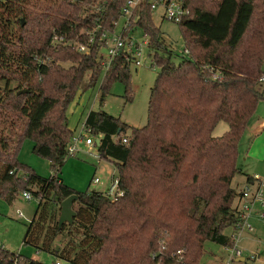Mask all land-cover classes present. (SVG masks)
Listing matches in <instances>:
<instances>
[{
    "label": "trees",
    "instance_id": "1",
    "mask_svg": "<svg viewBox=\"0 0 264 264\" xmlns=\"http://www.w3.org/2000/svg\"><path fill=\"white\" fill-rule=\"evenodd\" d=\"M46 1L34 12L28 0H0L16 25L15 32L9 20L0 25V196L11 201L28 190L37 201L23 244L72 264H199L205 241L232 248L224 229L243 225L232 207V179L242 173L238 145L264 100V0H186L180 52L168 48L146 3L133 10L123 35L146 34L150 66L158 68L146 123L132 127L104 110H90L84 121L99 157L115 166L122 194L114 198L76 192L59 172L73 137L66 111L85 75L88 88L104 74L101 101L116 81L125 102L133 100L132 54L120 52L105 72L99 56L126 0ZM16 121L12 139L4 125ZM219 122L228 129L213 136ZM23 139L49 161V177L18 161ZM72 194V222L59 225L60 203ZM15 257L41 263L0 248V264Z\"/></svg>",
    "mask_w": 264,
    "mask_h": 264
},
{
    "label": "rangeland",
    "instance_id": "2",
    "mask_svg": "<svg viewBox=\"0 0 264 264\" xmlns=\"http://www.w3.org/2000/svg\"><path fill=\"white\" fill-rule=\"evenodd\" d=\"M46 3V0H28L27 8L38 12L45 7ZM12 15V11L0 9V25L5 27L6 24L4 22H8L9 20L10 23H7L9 24L8 31L15 32L16 25L13 23ZM153 21L159 26L168 48L180 52L183 48V36L180 27L171 21L162 19L160 10L153 14ZM134 35H136L137 41L138 33ZM142 58L143 64L141 66H135L133 63L130 64L131 89L133 92V100L131 102H125L124 85L119 81L110 85L108 92H106L105 97L101 101L100 95L102 91H100V85L104 79V74L101 73L95 85L88 88H84L87 75L84 76L83 84L78 88L79 90L66 111L68 125L73 131V136L78 135L80 132L86 115L90 110H104L113 116L119 117L132 127H142L146 123L148 98L158 68L150 66L151 58L148 56V50L145 48L142 49ZM261 104L264 105V102ZM18 123L19 121H16L13 127H10V123L5 124L3 134L15 139L17 132L20 130ZM221 127H227L226 123L220 122L213 136L222 135L224 131ZM82 137L84 139L87 137L91 138L90 146L84 143V139L79 141L76 144L74 155H69L61 166L59 177L66 186L76 192L101 191L113 198L114 193L116 194V186L113 185L116 177L114 164L99 157L97 149L94 146V136L92 134L84 132ZM32 146L31 140L23 139L17 152L18 161L32 169L37 175L44 178L49 177L51 174L49 161L35 154L32 151ZM238 151V166L242 173L236 174L234 176L235 179L233 177L232 180L242 181L246 178L245 174H249L248 169L251 171V167L256 160H264V133L261 137H254L250 140L247 139V135H242ZM23 171L25 170L20 169L17 174L21 175ZM96 177L99 179L98 182H94V178ZM21 191L17 192L11 201L4 196H0V240L4 248L9 252L20 253L26 258H34L43 264H54L55 256L36 251L31 246L23 244V238L29 221L33 217L37 201L34 197L30 200H25L21 195ZM19 211L22 212L23 217L18 216ZM247 221L250 223L251 228L247 229L245 227L244 230L239 232L236 246L241 249L245 257L255 255L264 261V219L251 215ZM232 227L225 228L224 233L228 229H232ZM203 250H206L203 259H212L211 256L216 255L220 260L222 257L230 255V252L226 251L223 246L211 241L203 243ZM59 259L61 264H72L64 259Z\"/></svg>",
    "mask_w": 264,
    "mask_h": 264
},
{
    "label": "built area",
    "instance_id": "3",
    "mask_svg": "<svg viewBox=\"0 0 264 264\" xmlns=\"http://www.w3.org/2000/svg\"><path fill=\"white\" fill-rule=\"evenodd\" d=\"M146 3L152 12V14H155L156 11L160 10L161 18L167 21H171L175 24H178L181 22L183 17L188 13V10L185 6L186 0H126L125 6L122 11L121 20L119 22H116L115 29L107 34H103L101 39L105 42V47L100 50L99 56L103 57V60L101 61V64L103 66V72H105L108 69V66L112 59L117 56L120 52H125L127 55H125V58H128V54H132L129 60L130 64H134L135 66H141L143 64V58H142V49L145 48L148 44V37L146 34L142 33L137 36L136 41V35L134 34H124L123 32H126L129 26L130 17L133 14V10L138 7L140 4ZM53 41L56 42H62L63 36L59 34H54ZM76 46V48L79 51L82 52H88L87 47L84 44H73ZM261 82H264V74L259 78ZM91 134V129L85 127L84 123L82 124L81 130L78 133V135L73 136L72 143L68 146L67 151L70 155H74L76 151V144L84 139L82 137L83 133ZM85 144L91 143V138L87 137L84 140ZM122 141L125 143L127 141L126 137L122 138ZM254 178L261 180V176L255 175ZM99 179L96 177L94 178V182H98ZM113 185L117 187V180L114 179ZM117 195L122 194L121 191L116 192ZM114 193V196L116 195ZM22 197L25 200H30L33 198L32 194L28 190H23L21 192ZM262 190L261 188H258L253 195L250 194V192L246 189L242 192V197L249 198V201L243 204V211L240 213V216L243 218V227H246L247 229H250V224L247 222V218L249 216V213L252 211V205L254 201H258L259 205L262 207L261 211L259 212V217L264 218V200L261 198ZM113 196V198H114ZM18 216L23 217V214L21 211L18 212ZM0 248H4L3 244L0 240ZM229 249V248H228ZM232 252L235 254V256L240 257L241 251L235 247H232ZM16 256V255H15ZM253 256H251V259ZM12 264H19L17 261V258L13 260ZM26 264H29L26 262ZM43 264V263H40ZM54 264H61L60 259L56 258L54 261Z\"/></svg>",
    "mask_w": 264,
    "mask_h": 264
},
{
    "label": "crops",
    "instance_id": "4",
    "mask_svg": "<svg viewBox=\"0 0 264 264\" xmlns=\"http://www.w3.org/2000/svg\"><path fill=\"white\" fill-rule=\"evenodd\" d=\"M262 102H264V100H261L258 103L256 111L253 114V116L250 118V120L248 121L247 126L245 128V131L243 133V135L244 134L247 135L248 140H250L251 138H254V137H259V136L261 137V135L264 133V105L261 104ZM219 123L216 125V127L219 125ZM216 127L214 128L213 133H214ZM221 129H223V131L225 132L228 129V126L227 127H221ZM86 145L90 146L89 144H86ZM260 164H262V165H260ZM248 171H249V174H247V175L252 177L250 180H247L246 174H245L246 178L242 181L232 180V186L237 191V195L233 201L232 207L239 214L243 211V204L249 201V198L242 197V192L244 190L247 189L250 192V194L253 195L258 188H261V190H262L261 198L264 200V160H260V159L256 160L254 162V165H252V167H251V171L249 169H248ZM255 175L261 176L262 179L258 180L256 178H254ZM234 179H235V177H234ZM261 208L262 207L259 205L258 201H254L252 208H251L252 211L249 213V215L250 216L255 215L256 217H259V211ZM250 216H248L247 220H249ZM262 219H264V218H262ZM244 228L245 227H242V228H239V230H238V228L236 229V227L233 226L232 229L230 228L226 232V235L230 236L231 238H234V240H235V244L233 247L239 249L240 251H241V249L236 246V242L239 239V235H238L239 232L244 230ZM3 247H4V245H3ZM224 249L226 251L230 252V255L228 257H222L219 260L218 256L213 255V256H211L212 259H203V257H205L204 254L206 253V250H205L203 252V255L200 258L199 264H248L246 262L236 261L237 258H239V257L235 256V254H233L231 248L228 249L227 247H224ZM251 256H253L252 259H251ZM251 256L245 257L241 251L240 257H245L246 260L251 261L250 264H264V261L262 259L256 257L255 255H251Z\"/></svg>",
    "mask_w": 264,
    "mask_h": 264
},
{
    "label": "water",
    "instance_id": "5",
    "mask_svg": "<svg viewBox=\"0 0 264 264\" xmlns=\"http://www.w3.org/2000/svg\"><path fill=\"white\" fill-rule=\"evenodd\" d=\"M21 91L25 92V90H21ZM75 199H77V194H72V195L66 197L64 200L61 201V203H60V215L58 218L59 225H61L64 222H72V218L75 214L74 210L72 209V203ZM236 261L246 262L248 264L251 263V261L246 260L245 257H239V258H237Z\"/></svg>",
    "mask_w": 264,
    "mask_h": 264
}]
</instances>
